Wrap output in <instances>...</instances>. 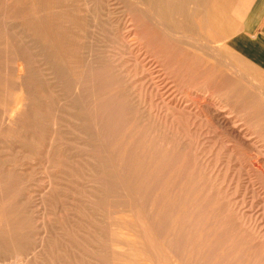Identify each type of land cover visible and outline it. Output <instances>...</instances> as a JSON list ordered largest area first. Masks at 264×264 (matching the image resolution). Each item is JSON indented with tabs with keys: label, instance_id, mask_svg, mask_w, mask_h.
Returning a JSON list of instances; mask_svg holds the SVG:
<instances>
[{
	"label": "rangeland",
	"instance_id": "rangeland-1",
	"mask_svg": "<svg viewBox=\"0 0 264 264\" xmlns=\"http://www.w3.org/2000/svg\"><path fill=\"white\" fill-rule=\"evenodd\" d=\"M237 1L0 0V264L19 219L32 252L81 206L99 264H264V60Z\"/></svg>",
	"mask_w": 264,
	"mask_h": 264
},
{
	"label": "bare ground",
	"instance_id": "bare-ground-1",
	"mask_svg": "<svg viewBox=\"0 0 264 264\" xmlns=\"http://www.w3.org/2000/svg\"><path fill=\"white\" fill-rule=\"evenodd\" d=\"M161 1V0H159ZM164 2H176V0H163ZM138 4L140 6H142V2L141 0H138ZM167 4V3H166ZM158 9V8H157ZM176 8H172V10L174 11ZM159 10V9H158ZM157 10V14L156 16L159 17V15L161 13H159V11ZM171 10V11H172ZM172 11V12H173ZM162 15V14H161ZM157 27L161 26V23H159L158 21H156ZM163 28V27H162ZM21 66V65H20ZM20 69V68H19ZM18 69V71H20ZM20 76V75H19ZM201 98V97H200ZM225 122V121H224ZM224 124V123H223ZM21 172V171H20ZM25 173V172H24ZM60 173V172H59ZM57 176V175H56ZM59 176V175H58ZM65 178V177H63ZM54 179V177H53ZM73 180V179H72ZM55 181H57V179H55ZM59 181V180H58ZM52 182V181H51ZM63 182V181H62ZM68 181L66 180V183ZM73 182V181H72ZM54 183V182H53ZM64 183V182H63ZM52 184V183H51ZM59 184V183H58ZM70 184V183H69ZM66 185V184H65ZM23 186V185H22ZM69 186V185H68ZM72 186V185H71ZM77 186V185H76ZM75 186V187H76ZM67 187V186H66ZM24 188V187H23ZM79 188V187H78ZM62 189V188H61ZM65 189V188H64ZM68 189V188H67ZM69 190V189H68ZM74 190V187H73ZM72 190V191H73ZM47 191V190H46ZM67 191V190H66ZM70 191V190H69ZM83 190H81L82 192ZM49 192V191H48ZM76 192H78L76 190ZM94 192V191H93ZM44 193V192H43ZM69 193V192H68ZM23 194V193H20ZM47 194V193H46ZM50 194V193H49ZM63 194V193H62ZM65 194V193H64ZM63 194V195H64ZM85 194V193H84ZM58 195V194H57ZM67 195V194H66ZM75 195L77 196V194L75 193ZM91 195V194H90ZM42 195L40 194L39 197H41ZM44 196V195H43ZM49 196V195H48ZM51 196H53V194H51ZM89 196V195H88ZM24 197H25V193H24ZM56 197V196H55ZM60 197V196H59ZM78 197V196H77ZM45 198V197H44ZM53 198V197H52ZM67 198V197H66ZM82 198V197H81ZM85 198V197H84ZM22 199V198H21ZM49 199V198H48ZM47 199V200H48ZM59 199V198H58ZM61 199V197H60ZM91 199V198H88ZM53 199H51L52 201ZM82 200V199H81ZM24 201V200H22ZM44 201V200H43ZM46 201V200H45ZM44 201V202H45ZM68 201V200H67ZM76 201V200H75ZM80 201V200H79ZM84 201V200H83ZM82 201V202H83ZM88 201V200H86ZM92 201V200H91ZM21 202V201H20ZM31 202V201H30ZM29 202V203H30ZM57 202V201H56ZM66 202V200H65ZM72 202V201H71ZM22 203H26V202H22ZM32 203V202H31ZM30 203V204H31ZM54 203V200L52 202V204ZM87 203H91L90 201ZM35 204V203H34ZM33 204V206H34ZM64 204V203H63ZM69 204V203H68ZM75 204V203H74ZM78 204V202H77ZM95 204V203H94ZM32 205V204H31ZM48 205V203H47ZM50 205V204H49ZM54 205H56V203H54ZM52 205V207L54 206ZM59 205V204H58ZM85 205V204H84ZM88 205V204H87ZM21 206V205H20ZM26 206V205H25ZM66 206V205H65ZM90 206L92 207V204H90ZM51 207V206H50ZM60 207V206H59ZM64 207V205H63ZM62 207V208H63ZM88 207V206H87ZM86 207V208H87ZM23 207L20 208V210ZM46 208V207H45ZM71 209V207H69ZM75 208V207H74ZM77 208V207H76ZM79 208V207H78ZM48 209V208H47ZM46 209V210H47ZM52 209V208H51ZM80 209V208H79ZM88 209V208H87ZM91 209V208H90ZM69 210V209H68ZM86 209H84V206H81V210H78L79 213L74 214L72 217L69 218V222L70 220H73L75 223H77L78 227L73 229L71 228L72 226H70L67 230V228L64 226L67 223V220L65 222V224H61L63 225L66 230H60L61 233L59 234V236H57V234L55 235L53 232V228H51V225L49 226V224H45L46 222H42L41 224V230L40 232V239L39 242L37 243V245L33 248L32 252H29V250L27 249V245H26V241L24 238L25 232H24V224H23V219H19L17 222V237H16V249H17V261L16 264H30L28 263V261L31 260V258H33V260L35 259V257H37L35 254H39V258H41V264H99L98 263V257L97 255H94V248L97 246V242H98V238L99 235L101 234L100 231H98L96 229V221H95V212L91 213L88 211H84ZM51 211V210H48ZM58 212V210H55ZM65 211V210H64ZM91 211V210H90ZM42 212V211H41ZM40 212V213H41ZM52 212V211H51ZM56 212V214H57ZM62 212V211H61ZM71 212V211H70ZM49 212H47L48 214ZM54 213V211L52 212ZM64 213V212H62ZM73 213V212H72ZM22 216V212L19 213ZM51 214V213H50ZM55 214V213H54ZM52 215V214H51ZM63 215V214H62ZM66 215V214H65ZM69 215V214H68ZM72 215V214H71ZM57 216V215H56ZM61 216V215H60ZM129 216V215H128ZM64 217V216H63ZM125 217V216H124ZM51 218V217H50ZM65 218V217H64ZM111 218L114 219V221L109 224V230H108V234L112 237L111 240L109 241L108 244L105 243V245L109 248H111V252L114 253L115 255H117L119 258L126 256L127 258H133V252L132 250L128 251L125 250L124 246H128L130 244H137V245H142V242H139L136 238H133V235H129L125 232H123L124 230H118V228H116L114 226V223H118V224H123V223H132L134 222L132 219H129L126 217V219H121L116 218L114 216H111ZM110 218V219H111ZM49 219V218H47ZM54 219V218H53ZM56 219V218H55ZM68 219V218H67ZM61 220V219H59ZM58 220V221H59ZM63 220V219H62ZM42 221V220H41ZM46 221V220H45ZM48 221V220H47ZM54 222V221H53ZM62 222V221H60ZM73 222V223H74ZM146 222V221H145ZM48 223V222H47ZM137 223L139 224L140 222L137 221ZM52 224V223H51ZM70 224V223H69ZM68 224V225H69ZM56 225V224H55ZM72 225V224H71ZM62 226V228H64ZM111 226H114L115 229L111 230ZM142 226V225H141ZM55 228V227H54ZM143 228V226H142ZM60 229V228H59ZM135 229L138 231L139 227L135 226ZM150 229V228H149ZM58 231V230H57ZM56 231V232H57ZM152 232V231H151ZM53 233L54 236H51V234ZM153 234V233H152ZM106 237V236H105ZM102 238V237H101ZM58 239V240H57ZM104 239V238H103ZM100 241V240H99ZM103 241V240H102ZM114 241V242H113ZM151 240L149 239L147 242H150ZM157 241V240H156ZM155 241V242H156ZM124 242L126 244H124ZM101 244V242H99ZM158 243V242H156ZM160 244V243H159ZM146 246V245H145ZM24 251H27V254H25ZM96 251V250H95ZM98 251V250H97ZM30 254H29V253ZM103 252V251H102ZM96 254V253H95ZM103 254V253H102ZM106 254V253H105ZM138 254V253H137ZM30 255V260L28 259V256ZM104 255V254H103ZM100 256V255H99ZM106 256V255H105ZM139 257V255H138ZM142 260V258H141ZM38 261V260H37ZM156 261V260H155ZM15 262V261H14ZM35 262V261H34ZM172 262V260L170 261ZM33 263V262H31ZM38 263V262H37ZM154 263V262H153ZM36 264V263H34ZM119 264H126L123 262H120ZM173 264V263H172ZM175 264V263H174Z\"/></svg>",
	"mask_w": 264,
	"mask_h": 264
},
{
	"label": "crops",
	"instance_id": "crops-1",
	"mask_svg": "<svg viewBox=\"0 0 264 264\" xmlns=\"http://www.w3.org/2000/svg\"><path fill=\"white\" fill-rule=\"evenodd\" d=\"M262 9L261 13H258L256 15V17L249 21L246 18L242 20L244 14L246 12H251L253 10H258ZM235 21L237 22L236 24H238V27H240V30H238V34L235 37H240V36H247L250 39L254 40V44H255V49L256 51L261 50L262 53L259 54L261 60H264V34H257L255 33V26L258 23V21H264V3L262 0H253V1H244V0H239L236 3L235 8L233 9L232 12ZM264 33V32H263ZM234 38H232L230 40L233 41ZM248 58H250L248 56ZM257 63V62H255ZM258 64V63H257ZM260 65V64H258ZM261 66V65H260Z\"/></svg>",
	"mask_w": 264,
	"mask_h": 264
}]
</instances>
